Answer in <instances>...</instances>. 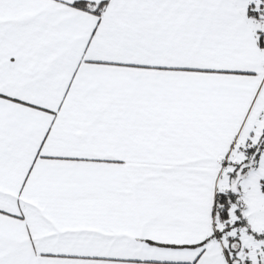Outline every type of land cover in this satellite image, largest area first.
Listing matches in <instances>:
<instances>
[{"label":"snow or ice","instance_id":"obj_1","mask_svg":"<svg viewBox=\"0 0 264 264\" xmlns=\"http://www.w3.org/2000/svg\"><path fill=\"white\" fill-rule=\"evenodd\" d=\"M0 264H264V0H0Z\"/></svg>","mask_w":264,"mask_h":264}]
</instances>
